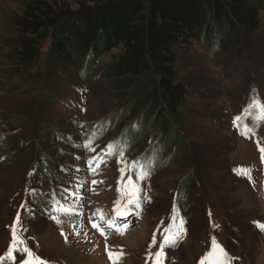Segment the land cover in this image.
Here are the masks:
<instances>
[{
  "label": "rangeland",
  "instance_id": "rangeland-1",
  "mask_svg": "<svg viewBox=\"0 0 264 264\" xmlns=\"http://www.w3.org/2000/svg\"><path fill=\"white\" fill-rule=\"evenodd\" d=\"M28 1L0 0V36L15 34L11 16L22 13ZM260 17L262 27L245 53L219 52L213 41L207 49L192 45L179 59L177 66L191 87L182 125L189 149L178 146L173 151L162 142L163 153L154 150L141 157L148 146L144 141L101 168L97 160L108 146L99 149L96 141L76 150L74 142L79 139L71 141L72 136L85 130L82 136L95 134L100 123L109 122L121 108L102 76L110 56L102 59L86 81L64 75L51 91L43 121L37 100L40 93L50 94V90L41 82L36 87L18 76L0 74V257L12 246L15 226L25 242L17 248L26 245L50 264H154L167 234L164 229L174 225L173 230H178L186 211L189 219L183 223L184 232L174 246L163 249V264H201L213 237L233 258L231 264H264V230L257 226V222L264 224V159L260 151L264 121L244 117L239 127L234 124L253 97L264 101V10ZM41 58L43 65L45 54ZM2 68L8 65L0 60ZM134 120L94 139L100 137L117 148L123 130ZM245 125L251 129L247 134ZM63 136L68 146L62 143ZM139 157L137 162L148 173L143 179L132 168ZM53 163L58 164L59 175L49 167ZM190 169L196 173L187 207L181 209L175 193ZM241 169L250 174H239ZM129 177L138 189L139 207L128 203ZM61 183L69 184L67 204L79 211L51 206L41 213L33 200L38 193L50 199L52 189H59ZM117 200L125 215H117ZM129 209H133L130 215ZM110 252L122 255L114 261ZM13 256L0 264H21L27 259L20 250Z\"/></svg>",
  "mask_w": 264,
  "mask_h": 264
},
{
  "label": "trees",
  "instance_id": "trees-1",
  "mask_svg": "<svg viewBox=\"0 0 264 264\" xmlns=\"http://www.w3.org/2000/svg\"><path fill=\"white\" fill-rule=\"evenodd\" d=\"M263 10L264 0H30L11 16L15 34L0 36V60L8 65L0 74L50 90L37 100L43 121L64 75L86 81L110 56L102 76L122 109L109 120V130L135 118L129 147L154 134L157 141L148 148L158 155L162 142L173 151L189 149L182 125L191 87L179 59L192 45L207 49L213 41L219 52L245 53L262 27ZM62 143L69 145L66 136ZM49 167L58 174L57 163ZM195 173L190 169L179 183L181 197Z\"/></svg>",
  "mask_w": 264,
  "mask_h": 264
},
{
  "label": "snow or ice",
  "instance_id": "snow-or-ice-1",
  "mask_svg": "<svg viewBox=\"0 0 264 264\" xmlns=\"http://www.w3.org/2000/svg\"><path fill=\"white\" fill-rule=\"evenodd\" d=\"M244 117L254 118L256 121H264V101H261L259 99V97H253L251 99L250 103L244 109L243 116H237L234 119V124L239 127L240 121ZM244 127H245V134H247L248 131H251V129L247 128L246 125ZM90 143L91 142H89V147H90ZM112 148H113V145H111V144L108 145V149L110 152H111ZM260 151L262 153V159H264V147L260 148ZM89 163H91V161H89ZM132 168H133L134 172H136L138 179H143L144 176L148 174L147 172L144 171L145 166L143 164L136 162V161L133 162ZM137 169H139L138 172L136 171ZM239 174L249 175L250 170L241 169ZM93 183H95V181ZM137 191H138V189H137L135 183L133 182L132 178L129 177L128 182H127V193H126L129 196L128 203L129 204H135L137 207H139V200L137 199ZM120 203L121 202L119 200H117L115 202V204L117 205L116 212H117V215L122 216V215H125L126 213L120 210V207H119ZM125 207H126V205H125ZM63 210L67 211V209H63ZM173 220H174V218H173ZM16 224H19V217H17ZM109 224H110V226H113V222L110 221ZM257 226L261 230H264V224H259V222H257ZM93 227H98V225L94 224ZM173 229H174V225H170L168 228L164 229V232L167 234L164 235L163 242L160 245V250L155 253L156 259L154 261V264H163V259H162L163 255H164L163 249L166 246H174L175 243L177 242L178 238L180 237L181 233L184 232L183 220H181L180 228L178 230H173ZM12 236H13L12 246L9 248V250L5 254V256L0 257V261H3L5 258L14 259L13 252L20 250V251H23L27 254V259L21 261V264H50L49 261L44 260L41 257H39L31 249L27 248L26 245L22 249L17 248V245L25 244V242L22 238H20L17 235V230H16L15 226H13V229H12ZM155 242L156 241H155V235H154L153 236V243H155ZM121 255H122V253L114 254V253L110 252L109 258L113 259L115 261V260L119 259ZM148 255H149V258H152L151 252H149ZM232 259L233 258L229 256V254L223 249V247L221 245H219L217 243V241L213 237L211 250L209 252H207L204 257L201 258V264H205V261H208V260H211L213 262V264H231Z\"/></svg>",
  "mask_w": 264,
  "mask_h": 264
}]
</instances>
